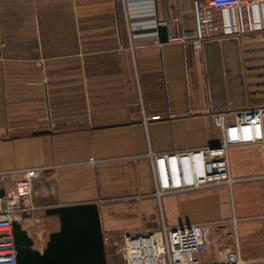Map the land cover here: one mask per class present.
<instances>
[{
	"label": "crops",
	"instance_id": "0c3cea01",
	"mask_svg": "<svg viewBox=\"0 0 264 264\" xmlns=\"http://www.w3.org/2000/svg\"><path fill=\"white\" fill-rule=\"evenodd\" d=\"M194 1L204 0H0V172L38 169L37 206L96 203L102 232L109 214L158 206L171 227L217 232L221 249L210 242L203 263L237 250L264 264L255 145L228 148L230 187L153 197L150 152L217 146L215 115L234 124L233 111L211 110L203 52L190 47ZM161 25L187 42L156 45ZM238 41L247 107H264V38ZM251 135L264 138V123Z\"/></svg>",
	"mask_w": 264,
	"mask_h": 264
},
{
	"label": "built area",
	"instance_id": "2783aa9c",
	"mask_svg": "<svg viewBox=\"0 0 264 264\" xmlns=\"http://www.w3.org/2000/svg\"><path fill=\"white\" fill-rule=\"evenodd\" d=\"M193 30L189 40L195 54L209 40L252 36L264 38V0H204L193 3ZM178 25L183 24L179 16ZM169 43L187 42L186 38L168 37ZM156 45L160 46L158 41ZM0 41V49H1ZM234 124H226V114H216L214 125L221 130L222 142L211 148L177 149L149 153L153 196L160 201L166 196L198 191L210 187L228 186L234 180L229 175L227 151L231 145L251 143L264 155V138H254L252 128L264 123V107H246L231 112ZM40 176L38 169L0 172V264H17L13 241V222L24 223L44 213L45 208L33 200L32 185ZM5 208L2 209V205ZM25 214L28 219L21 220ZM209 226L184 224L167 226L162 218L160 229L123 234L119 240L103 234L105 247L110 243L114 255L112 264H246L239 251H224L212 263H203L200 255L208 249Z\"/></svg>",
	"mask_w": 264,
	"mask_h": 264
},
{
	"label": "water",
	"instance_id": "95a60500",
	"mask_svg": "<svg viewBox=\"0 0 264 264\" xmlns=\"http://www.w3.org/2000/svg\"><path fill=\"white\" fill-rule=\"evenodd\" d=\"M157 33L160 44L168 42L165 25L158 26ZM202 52L211 110L219 112L246 108L248 101L238 39L205 41ZM3 197L4 191L0 190V198ZM44 214L56 217L59 229L49 234L41 251L33 248V240L21 222H13L17 264H107L96 203L48 207ZM25 219L28 216L22 214L21 220Z\"/></svg>",
	"mask_w": 264,
	"mask_h": 264
},
{
	"label": "rangeland",
	"instance_id": "374dc122",
	"mask_svg": "<svg viewBox=\"0 0 264 264\" xmlns=\"http://www.w3.org/2000/svg\"><path fill=\"white\" fill-rule=\"evenodd\" d=\"M154 197V196H153ZM155 199V198H154ZM153 212H148L146 214H134L127 212H114L109 214L108 217L103 218L104 232L103 234L109 238H111V242L115 240H119L123 234L141 232L154 230L157 231L160 229L162 218L161 211L159 207L153 208ZM133 216H135L133 218ZM161 218V219H160ZM136 221H135V220ZM167 226H170L169 220L165 217ZM110 223V224H109ZM115 226H112V225ZM148 224H153V228H148ZM59 223L56 217H47L44 213L36 214V217L26 223H24L23 228L27 230L29 236L33 240L34 249L41 251L45 248V245L48 241V236L51 232L58 230ZM112 228L110 229L109 228ZM213 232V229H212ZM217 232H213L210 234L208 239V244L212 243L213 248H217L220 251L221 247H219L220 239L216 234ZM211 242V243H210ZM114 249L110 243L105 247L106 254V262L107 264H112V257L114 255ZM225 251V250H224ZM223 250L220 252V255ZM219 253V252H218ZM220 257V256H219Z\"/></svg>",
	"mask_w": 264,
	"mask_h": 264
},
{
	"label": "flooded vegetation",
	"instance_id": "af4514ba",
	"mask_svg": "<svg viewBox=\"0 0 264 264\" xmlns=\"http://www.w3.org/2000/svg\"><path fill=\"white\" fill-rule=\"evenodd\" d=\"M58 227H59V226H58ZM58 229H59V228H58ZM56 231H58V230H56ZM53 232H55V231H53ZM51 233H52V232H51ZM51 233H50V234H51ZM48 237H49V236H48ZM33 248H34V247H33ZM35 250H36V249H35Z\"/></svg>",
	"mask_w": 264,
	"mask_h": 264
}]
</instances>
